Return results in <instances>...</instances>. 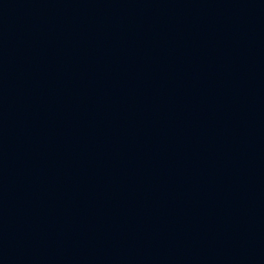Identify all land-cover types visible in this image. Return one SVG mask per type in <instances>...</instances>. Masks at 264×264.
<instances>
[{"label":"water","instance_id":"water-1","mask_svg":"<svg viewBox=\"0 0 264 264\" xmlns=\"http://www.w3.org/2000/svg\"><path fill=\"white\" fill-rule=\"evenodd\" d=\"M0 264H264V0H0Z\"/></svg>","mask_w":264,"mask_h":264}]
</instances>
